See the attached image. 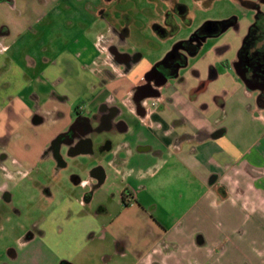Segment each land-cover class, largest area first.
Returning a JSON list of instances; mask_svg holds the SVG:
<instances>
[{
	"label": "crops",
	"instance_id": "0c3cea01",
	"mask_svg": "<svg viewBox=\"0 0 264 264\" xmlns=\"http://www.w3.org/2000/svg\"><path fill=\"white\" fill-rule=\"evenodd\" d=\"M12 1L5 3L9 10L16 7ZM0 17V74L11 76L0 90L19 99L32 90L31 101L40 104L11 131L6 152L22 174L43 157L39 174L48 172L47 183L36 176L44 187L40 230L27 241L19 235L0 252V264H264L262 89L246 86L236 72L255 16L235 55L221 40L238 19L223 29L208 25L199 39L192 33L177 41L196 47L183 48L184 62L151 82L154 92L143 96L137 89L159 61L116 65L99 46L98 31L76 35L75 51L65 46L40 56L37 47L44 54L55 48L51 36L25 32L15 39L17 21ZM152 28L162 37L172 29L158 21ZM23 49L28 63L20 68ZM36 112L45 116L43 124L32 122ZM78 115H89L94 130L74 136L86 143L73 153L62 144L64 164L57 168L53 152L44 151ZM66 154L75 157L69 162ZM97 171L104 172L101 183Z\"/></svg>",
	"mask_w": 264,
	"mask_h": 264
},
{
	"label": "rangeland",
	"instance_id": "374dc122",
	"mask_svg": "<svg viewBox=\"0 0 264 264\" xmlns=\"http://www.w3.org/2000/svg\"><path fill=\"white\" fill-rule=\"evenodd\" d=\"M251 1L250 4H241L238 0H48L43 6L41 3L43 0H16L14 10L7 9L9 6L2 3L4 7H0V14L11 22L17 21L15 22L21 28V32L15 34V39L25 32L27 36L37 38L51 36L56 41L52 44L55 48L51 47L44 54L43 46L37 47L40 56L49 57L58 53L56 50L58 47L67 46L70 51L77 50L76 42H71L76 35L91 37L98 31L108 36L109 24L116 29L127 28L129 33L126 34L124 43L118 44V51L139 59V65L143 68L146 61L153 63L160 61L177 41L189 38L208 22L238 19L239 26L230 27L222 33L221 40L230 45L229 51L235 55L237 48L234 46L237 44L239 47L243 30H247L246 24L256 13V10L250 7ZM170 2L186 7L187 12L173 7L175 25L171 30L166 28L167 34L162 37L153 32L152 23L158 21L164 24L162 20L164 11L169 9ZM260 9L264 12L263 5H260ZM211 40L205 43V47ZM27 63L26 50L23 49L17 57V64L24 68ZM9 78L11 76L7 74H0V86ZM31 92L32 90H24L21 93L25 98L19 99L17 96L14 97L17 92L11 91L7 94L0 90V189L2 185H6L8 189L6 190L11 194L8 200L0 199V252L14 245L26 226L39 222V215L42 217L44 215L45 202L40 197L42 187L37 185L36 176L42 171L39 168L47 164L44 162L45 157L40 159L37 168L28 169V172L22 174L24 168L17 170V166L10 160V151L6 152L11 131L18 129L24 119L31 114ZM9 97L14 98L10 100ZM263 101L264 98L261 97L260 105L264 104ZM71 157L73 159L75 156L65 155L69 162ZM72 167V163H69L65 174H68ZM51 168L52 173L58 171ZM39 175L37 177L39 182L47 183L45 179L48 172ZM60 189L65 193L72 191L71 187Z\"/></svg>",
	"mask_w": 264,
	"mask_h": 264
},
{
	"label": "flooded vegetation",
	"instance_id": "af4514ba",
	"mask_svg": "<svg viewBox=\"0 0 264 264\" xmlns=\"http://www.w3.org/2000/svg\"><path fill=\"white\" fill-rule=\"evenodd\" d=\"M1 2H4L6 4H12V0H0ZM172 1V0H171ZM249 3V2H245ZM250 4V3H249ZM260 5H263L264 7V0H255L251 1L250 7L252 9H255L257 12L255 14V19L252 22L251 29L249 31V38L245 44L244 51H243V57L242 59L236 64V67L239 71L242 72L245 79L248 81L250 86L258 87L262 89L260 91V96L264 98V54L262 55H256L255 51L256 49L261 45L262 39L264 37V12L260 9ZM173 7L175 9L181 10L183 6H180L178 3L170 2L169 9L167 12L163 15V22L166 24H171V27L175 25V16H173ZM109 22V21H108ZM110 29V34L108 36L102 35V39H100L99 46L101 48H105L107 50V53L110 55V59L113 63L116 65L122 64L125 67H129L135 58H132L126 53H119L118 51V44L124 43V39L126 37V34H128L127 28H121L116 29L111 24L108 25ZM157 28L160 30V27L157 26ZM210 30L209 26H206L204 29L200 31V34L198 35L201 38L203 33H206ZM105 38V39H104ZM191 44V43H190ZM193 48H195V43L191 44ZM191 48V49H193ZM189 49V48H184ZM182 49H176V53L172 54L170 58L161 64H156L151 71H149L148 75V81L144 82L142 86H140L137 89L136 96H143L148 92H154L153 88L151 87V82H158L163 79V76L171 75L174 73L176 69V65L182 64L185 60V50ZM251 54V56H250ZM108 74L109 70L107 71ZM39 105L37 101H32V108H35L36 110L39 108ZM45 116H40L36 112L33 115L32 122H35L37 124H43L45 122L44 120ZM94 130V128L90 125V116L89 115H78L75 117L73 122L70 125V128L66 130L65 132H61L57 135L53 143L44 151V155H46L49 152H53L54 158L56 159V167H61L64 164V161L62 159V156L59 154V149L62 147L63 143H67L69 145V148L67 150L68 153H73L77 149H79L81 146L83 147V144L85 140L80 138L78 141H75L74 136L75 135H82L89 134ZM75 141V142H74ZM86 143V142H85ZM98 176H102V172L97 171ZM99 177V178H100ZM42 191H44V187L42 188ZM11 194L7 190L0 192V199H10ZM42 215H39V222L32 224L30 226H26L27 228L24 229L23 233H21V239L22 241L29 240L33 233L37 230H40L39 225L42 222ZM68 264L67 262L62 261L61 264Z\"/></svg>",
	"mask_w": 264,
	"mask_h": 264
},
{
	"label": "trees",
	"instance_id": "16d2710c",
	"mask_svg": "<svg viewBox=\"0 0 264 264\" xmlns=\"http://www.w3.org/2000/svg\"><path fill=\"white\" fill-rule=\"evenodd\" d=\"M250 1H251V0H241V3L243 4V3H245V2H250ZM234 21H235V20H231V19H230V20H223V21H217V22H208V23H205V25H204L203 27L199 28L198 30H196V31L192 34V36H191L190 38L193 39L194 37L198 36V35L200 34V31H201L202 29H204V28H205L206 26H208V25H212V26L216 27L217 29H223V28L227 27L228 25L234 23ZM249 35H250V34H248V36H249ZM248 38H249V37H247L245 41H247ZM262 39H264V37H263ZM245 44H246V42L244 43V45H243L242 48L240 49V53H241V54H242L243 51H244L243 49H244V47H245ZM179 47H181V48H189V49L193 48V47L191 46L189 40L178 42V43H176L175 47H174L172 50H170V51L164 56V58L161 59V60H160L158 63H156V64H161L162 62L168 60L172 54L176 53V49L179 48ZM193 49H194V48H193ZM255 53H256V55H262V54H264V41H262L261 45L256 49ZM250 56H251V54H250Z\"/></svg>",
	"mask_w": 264,
	"mask_h": 264
},
{
	"label": "water",
	"instance_id": "95a60500",
	"mask_svg": "<svg viewBox=\"0 0 264 264\" xmlns=\"http://www.w3.org/2000/svg\"><path fill=\"white\" fill-rule=\"evenodd\" d=\"M236 72L238 73L239 77L242 79V81L244 82V84H245L246 86H248V84H249L248 81L245 79L244 75L242 74L241 71L238 70L237 67H236ZM164 79H165V78H164ZM165 80H166V79H165ZM165 80H163V81H165ZM101 170L103 171L102 168H101ZM103 178H104V172H103V176H102L101 178H98L99 183H101V182L103 181Z\"/></svg>",
	"mask_w": 264,
	"mask_h": 264
}]
</instances>
